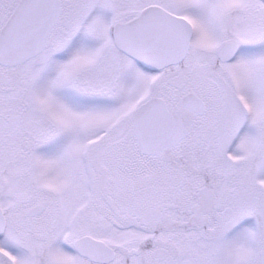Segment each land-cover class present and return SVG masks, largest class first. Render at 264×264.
Listing matches in <instances>:
<instances>
[{"label": "snow or ice", "instance_id": "snow-or-ice-1", "mask_svg": "<svg viewBox=\"0 0 264 264\" xmlns=\"http://www.w3.org/2000/svg\"><path fill=\"white\" fill-rule=\"evenodd\" d=\"M0 264H264V0H0Z\"/></svg>", "mask_w": 264, "mask_h": 264}]
</instances>
